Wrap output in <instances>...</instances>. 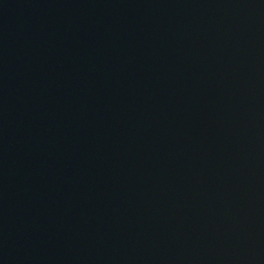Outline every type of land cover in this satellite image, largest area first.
<instances>
[{"label":"water","instance_id":"1","mask_svg":"<svg viewBox=\"0 0 264 264\" xmlns=\"http://www.w3.org/2000/svg\"><path fill=\"white\" fill-rule=\"evenodd\" d=\"M0 264H264V0H0Z\"/></svg>","mask_w":264,"mask_h":264}]
</instances>
